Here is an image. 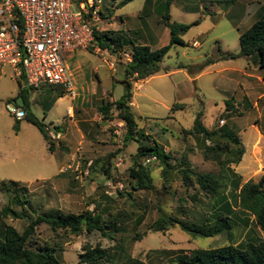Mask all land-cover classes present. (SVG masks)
Listing matches in <instances>:
<instances>
[{
  "label": "rangeland",
  "instance_id": "rangeland-1",
  "mask_svg": "<svg viewBox=\"0 0 264 264\" xmlns=\"http://www.w3.org/2000/svg\"><path fill=\"white\" fill-rule=\"evenodd\" d=\"M121 1L123 4L127 0H107L99 28L120 35L125 42L124 52L131 53L130 41L145 40L147 29L153 50L168 44V27L162 21L168 0H164L163 12L159 5L154 6V0H128V6L120 11L117 2ZM169 1L172 22L199 24L182 36L187 45L175 46L164 60L168 73L163 71L144 83H134L131 107L137 129L144 137L136 134L127 138L126 126L117 134V125L122 122L115 109L111 110L113 121H105L99 109L115 103L125 92L116 82L124 79L128 63L125 55L108 51L102 54L93 46L78 52L74 62L67 60L78 89L76 106L60 87L31 91L30 97L35 95V100L27 109L40 120L45 119L44 111L59 95H67L44 122L61 129V139L51 142L65 161L60 166L70 167L68 172L58 176V167L47 164L54 157L38 128L22 120V132L15 136L16 122L6 105L16 103L18 81L8 68L0 78V148L4 152L0 156L6 160L2 167L7 176L0 178V209L11 207L19 215L27 213L32 220L38 214L58 211H98L105 219L115 218L107 231L109 237L99 231H85L79 236L61 230L55 233L48 224L39 225L33 240L43 247L46 243L58 245V258L63 264H86L81 255L99 248L107 255L96 264H171L181 251L190 253L264 239L255 217L240 209L238 199L240 188L248 181L260 183L264 179V143L256 142L262 146L258 163L253 161L250 144L256 139L250 125L258 121L264 131V85L259 79L264 78V69L239 56L240 34L264 18V0H195L191 4ZM228 55L237 58H226ZM106 60L115 62L116 71ZM228 100L234 107L232 113L226 111ZM177 103H185L186 109L173 112ZM70 106H75L74 116L64 117ZM200 113L204 127L222 132L212 138L190 132ZM226 129L240 139V144L222 137ZM155 143L169 158L151 163L140 158L138 163H146L151 171L155 190L135 191L131 170L140 147H155ZM91 162L94 168L86 176ZM183 169L193 173L190 181L183 180ZM36 171L41 174L40 180ZM210 173L221 177L220 195L224 198L219 201L201 189L196 180V174ZM14 182L17 184L12 185ZM14 197L25 201L17 206ZM227 205L233 210L231 235L226 232L213 238H193L179 226H169L165 232L151 230L161 215L205 222L214 220ZM4 222L20 233L29 224L26 219L7 218Z\"/></svg>",
  "mask_w": 264,
  "mask_h": 264
},
{
  "label": "trees",
  "instance_id": "trees-1",
  "mask_svg": "<svg viewBox=\"0 0 264 264\" xmlns=\"http://www.w3.org/2000/svg\"><path fill=\"white\" fill-rule=\"evenodd\" d=\"M127 1L123 3L126 5ZM171 1L166 3L167 12L163 16V23L170 30V43L158 50L153 51L150 46L142 45L134 41H130L132 61L127 63L124 73L125 78L122 83L125 86V92L123 96L115 103H107L102 105L99 109L104 116L105 121H113L114 118L111 115V110L114 108L117 112L119 121L124 123L127 128V138H131L134 135L140 134L141 137L145 135L139 133L137 129L138 124L135 114L132 112V100L134 97V83L147 80L151 77L157 76L163 71L168 73L170 70L163 67V62L175 46H186L187 44L182 39L194 25H198L196 22L192 25L181 24L172 22L170 15ZM95 31V46L102 50H107L112 54H119L124 52L125 42L124 39L114 32H103L102 30L94 29ZM240 57L249 58L254 65L264 69V18L256 21L248 30L240 34ZM226 58L236 59V56L228 55ZM214 64V63H208ZM21 87V95L28 100V94L31 92L28 89L22 88V82L19 81ZM64 97V94L58 96L56 100ZM55 100V102H56ZM54 102V103H55ZM53 103V104H54ZM231 102H226L227 110L231 107ZM24 107L27 117L26 121L36 126L45 140L48 142L49 151H55V144L51 142L47 135L45 125L31 110ZM185 103H177L172 108L173 112L186 109ZM51 109L45 110V117L47 112ZM202 114L200 113L195 121L193 131L195 134H203L207 137H214L221 133L222 129L211 132L202 125ZM14 129L15 132H19L20 121L15 120ZM56 129L61 131L60 127ZM226 133L222 135L223 138H227L235 143L240 144V139L232 135L231 130L226 129ZM240 153L243 155L244 150ZM157 156L158 159L166 162L169 158L163 150L159 148V145L155 143V147L150 145H144L140 147V151L136 158L135 168L131 170V177L135 180L133 188L135 191L140 190H155L151 171L142 163H138L140 158ZM94 167H92L93 169ZM183 174V180L190 181L193 173L189 169L181 170ZM221 177L215 174H196V180L201 189L211 194L216 201H219L223 195H220L221 188L223 186ZM17 184L14 182L12 185ZM264 179L260 183H255L250 180L243 185L238 193L239 207L241 210L250 213L256 219L258 228L264 233ZM239 187L238 185L236 188ZM14 203L20 206L23 201L20 197H14ZM31 211L35 212L33 207L30 206ZM32 213V212H31ZM35 214V213H34ZM233 210L226 206V210L219 212L213 217L214 220H183L174 217H167L161 215L159 219L152 225L151 230L154 232H165L169 226H179L183 232L192 236L193 238H213L220 236L224 233H229L233 229L232 215ZM7 218L12 219H26L28 226L23 233H20L15 227L6 224L4 221ZM0 264H63L58 258V245H52L46 243V245L39 246L37 242L33 240L36 233V229L39 225L46 223L50 226L51 230L55 233L64 231L66 234L79 236L83 232L92 233L99 231L105 236L109 237L107 233L111 228L112 222L115 218H104V215L98 211L86 212L80 214L74 213H62L60 211L55 213H42L38 214L36 219L32 220L27 213L23 212L19 215L11 207H3L0 209ZM107 253L103 249H93L87 251L81 255L82 263L96 264L99 260L105 258ZM130 264H143L142 262L134 261ZM171 264H264V239L250 241L244 245L230 244L218 248L210 249H196L190 253L181 251Z\"/></svg>",
  "mask_w": 264,
  "mask_h": 264
},
{
  "label": "built area",
  "instance_id": "built-area-1",
  "mask_svg": "<svg viewBox=\"0 0 264 264\" xmlns=\"http://www.w3.org/2000/svg\"><path fill=\"white\" fill-rule=\"evenodd\" d=\"M107 0H0V78L10 69L12 75L22 82V88L41 90L60 87L75 101L78 89L67 62L80 50L95 46V31L103 21ZM194 45H197L194 43ZM100 53L107 50L97 48ZM128 63L132 54L122 52ZM116 71L115 62L106 60ZM8 112L17 121L25 120L27 113L15 104L8 103ZM70 118L74 107L67 110ZM124 123L117 125L118 134ZM56 125L46 127L51 141H59L62 132ZM147 163L157 161V156L145 157ZM146 165V163H143ZM79 166L76 171H79ZM70 167L63 169L68 172ZM92 162L86 176H89ZM80 179V176L78 177Z\"/></svg>",
  "mask_w": 264,
  "mask_h": 264
},
{
  "label": "crops",
  "instance_id": "crops-1",
  "mask_svg": "<svg viewBox=\"0 0 264 264\" xmlns=\"http://www.w3.org/2000/svg\"><path fill=\"white\" fill-rule=\"evenodd\" d=\"M128 1V0H127ZM169 1V0H168ZM185 1H187V3H192V2H194L195 0H185ZM122 2L123 1H121L120 3H118L117 2V5L118 6H121L120 8V11H122V10H124L125 9V7H127L128 6V3L126 4V5H123L122 4ZM153 4H154V6L155 5H159V10H160V12H163V4H164V0H154L153 1ZM189 7V6H188ZM190 8H192V7H190ZM119 8H117V10H118ZM108 17V16H107ZM146 36L147 37H144L145 38V40H141V41H138L137 43H139V44H142V45H147V46H150L151 47V49L153 50V48H152V46H151V44H152V42H153V40H151V35H149V33H150V30H146ZM167 35H168V44L170 43V38H171V35H170V30H169V28H168V30H167V33H166ZM156 39H158V37L156 38ZM168 44H165V46L166 45H168ZM198 46H199V43H196ZM195 46V45H194ZM164 47V46H163ZM162 48V47H161ZM158 50V49H157ZM80 51H84V50H80ZM80 51H77V52H75V53H73L70 57H69V59H70V61H73L74 62V58L76 57V55H77V53L78 52H80ZM153 51H155V50H153ZM124 78H125V75H124ZM152 78V77H151ZM150 79V78H149ZM260 80H261V82L263 83V85H264V78H259ZM17 80V79H16ZM148 80V79H147ZM147 80H144V81H141V82H145V81H147ZM18 81V80H17ZM122 81H123V79L122 80H116V82L117 83H119V85H123V87H124V90H125V86H124V84L122 83ZM115 84L116 83H114V84H112V87H113V90L114 89H116L115 88ZM140 87V86H139ZM46 88V87H45ZM44 89V88H43ZM29 90V89H28ZM17 95L18 96H21V87H20V84H19V82H18V89H17ZM30 91V90H29ZM31 93V92H30ZM30 93L28 94V100H27V102L30 104V105H32L33 104V102H34V100H35V95H34V97H30ZM67 96V95H66ZM66 96H64V97H62V98H59L58 100H56V102L51 106V109L47 112V116L45 117V121L47 120V118L49 117V114L53 111V109H54V107L56 106H58L59 105V103L62 101V100H64L65 98H66ZM123 96V95H122ZM16 97V96H15ZM263 97H264V95H263ZM77 100V99H76ZM75 100V101H76ZM26 101V100H25ZM116 101H118V99H116ZM228 101H230V100H228ZM16 102H17V100H16ZM27 102H26V104H27ZM77 105V101H76V104H75V106ZM75 106H70V107H75ZM227 106V105H226ZM25 107H26V105H25ZM69 107V108H70ZM132 107H134V102H132ZM231 107H232V105H231ZM23 109H24V107H22ZM234 108V107H233ZM233 108H228L229 110H227V107H226V111H227V113H232V111L234 110ZM68 110V109H67ZM44 114H45V111H44ZM66 116H68V114H66L64 117H66ZM74 116V115H73ZM69 117V116H68ZM44 120H41L44 124H45V122H44ZM29 123V122H28ZM30 124V123H29ZM32 125V124H31ZM236 125L237 124H235L234 125V127H236ZM32 126H34V125H32ZM34 127H36V126H34ZM37 128V127H36ZM250 128H252V130H253V132H254V135L256 136V139H255V141L254 142H251L250 144H253V146L251 147V155H253L252 156V158H253V161L255 162V163H258V162H260V157L262 156V143H264V131H263V129H262V127L260 126V124H259V122L258 121H256L254 124H252V125H250ZM39 130V129H38ZM21 132H22V128L20 129V131L18 132V133H16L15 132V136L16 137H18V136H20V134H21ZM39 132H40V130H39ZM41 133V132H40ZM41 135H42V133H41ZM42 137H43V139H44V142H45V144H46V147H47V149H48V151H49V146H48V142L45 140V138H44V136L42 135ZM256 142H259V143H261V145H259L258 146V144L256 143ZM243 145H244V143H243ZM59 146L60 147H62V144H59ZM12 147V146H11ZM244 147H245V149H246V146L244 145ZM64 148V147H63ZM2 148H0V155L2 154ZM50 152V151H49ZM4 153V152H3ZM51 153V156L52 157H54V159H52V160H49V161H47L48 163L47 164H51V165H56V167H58V172H57V175L59 176L60 175V172H62L63 170H61V169H64V167H66L65 165H62L61 164V166H60V162H65L62 158H60L58 155H60L59 154V150H58V148H57V145H55V151L54 152H50ZM246 153H247V149H246ZM246 153H245V155H246ZM260 156V157H259ZM6 160L5 159H1V156H0V178L2 177L3 179L5 178V177H7V176H5V171L3 170V167H2V165H5V162ZM53 169V168H52ZM37 172V171H36ZM37 180H40V178H38V177H41V174H40V172H37ZM56 175V176H57ZM46 180V179H45Z\"/></svg>",
  "mask_w": 264,
  "mask_h": 264
},
{
  "label": "water",
  "instance_id": "water-1",
  "mask_svg": "<svg viewBox=\"0 0 264 264\" xmlns=\"http://www.w3.org/2000/svg\"><path fill=\"white\" fill-rule=\"evenodd\" d=\"M17 104L20 107H25L26 101H25V98L22 95L17 98Z\"/></svg>",
  "mask_w": 264,
  "mask_h": 264
}]
</instances>
